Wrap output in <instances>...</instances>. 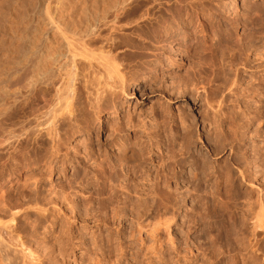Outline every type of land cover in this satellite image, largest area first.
I'll list each match as a JSON object with an SVG mask.
<instances>
[{
	"label": "bare ground",
	"instance_id": "bare-ground-1",
	"mask_svg": "<svg viewBox=\"0 0 264 264\" xmlns=\"http://www.w3.org/2000/svg\"><path fill=\"white\" fill-rule=\"evenodd\" d=\"M20 1H22V3ZM61 1L56 0L55 4L47 6L45 10L42 9L43 7H40L39 0H18V6L20 3L21 4L19 7L17 6L19 11V13H17V11L14 12V9L12 11L9 9L14 4L13 0H0V22L2 21L0 26L2 23L5 26L4 28L2 27V30L0 29V42L7 47V51L3 47L6 51V57L1 55V58H7L6 63L9 60L10 63L13 62L11 64V66H13L8 67L7 70L5 67L9 64L5 63L6 65L4 66L3 61H0L7 71L4 72L3 67L1 69L3 71H0V74L2 73L0 79L2 85L1 89L4 92L2 93L3 96H0V107L3 108L0 110V116L6 112L5 117H9L6 121L10 120L11 122V126H7L8 123L5 124V120L3 122L1 119L0 121V141L8 146L6 157L4 160L0 158V172L2 171L0 187L2 189L9 185L14 187L17 186L21 181L22 173L31 165L49 166L55 158L57 159L63 156L64 159H66L67 155H63L62 152L71 137L85 132V134L89 136V141L93 142L92 134L95 117L102 111L116 107L122 94L121 92H124L132 75L131 71H128L129 69L127 71L123 69L124 73L122 72L123 62L120 63V61H122L121 59L119 60L121 54L118 52L120 50L119 48L122 47L121 45L124 44L123 40H127L130 37L134 41V44L139 42L137 44L142 45V47L138 45L139 51L134 53L137 55L140 54L143 58V53L145 51L148 52V49L152 48L153 51H151L155 52L154 57L159 60L156 64H161L160 62L162 59L159 58L162 55L161 52L166 53L170 56L167 58L171 59L172 53L175 51L173 45L178 46L176 51L183 56V59L189 64V67L188 70H186V77H179L178 79L180 82L178 84L175 83L177 85L169 89L176 91L175 96L184 95L183 97L186 96L187 98L189 96L191 98L193 97V100H196L198 104H200L199 109H204L203 114L205 116V121L209 117V113L213 115V117L208 118H213L212 123H216L214 121L224 116V112L231 105L229 104L228 106L227 101L229 100L227 99L231 97V95L233 96L239 87L238 83L241 68L239 69L238 67L243 65V61L247 65V59L243 58V56H245V49H243L244 45H239V48L234 46L238 48L237 50L235 49V51L232 48L233 46L231 47L230 45V40L234 37L231 28L232 20H225L227 31L224 30V34L222 30L221 34H219L220 31L218 32L215 28L216 26L220 27V23L222 22L219 15L216 17L217 12L214 8L213 11H215V13L212 12V9H206V1ZM14 6L16 9L15 4ZM9 10L12 13L8 12ZM253 12L256 13L254 8H252L251 16ZM206 13L208 14L207 16L205 15ZM257 13L258 14L254 15H258L259 18L255 16L257 19L254 18L256 19L254 22L258 20L260 23L259 25L263 28L264 9H258ZM215 18L217 20H215ZM236 19L235 21L238 23V19ZM125 31H130V34L125 35ZM216 35L219 36V40L217 39V41L213 37ZM225 35L227 37L226 39L224 37ZM15 41L18 42L17 45L19 44L17 49H15L16 53H14L15 47L13 48V43H15ZM127 41L130 40L128 39ZM239 41H241V39L238 40V43ZM121 42L123 44H121ZM236 43L234 42V44ZM130 46L127 47L130 48ZM134 47L135 46H133V48ZM0 49L2 50L1 47ZM247 49H249V47ZM226 50L233 52V54L232 56L229 55L231 57L230 61L227 62L228 64H225L226 66L221 68V66H219L221 60L219 61V59L221 56L224 57L223 53L226 52ZM133 51L134 50H132L131 53ZM124 53L122 54L124 55ZM221 59L223 60V58ZM174 65L176 66V69L173 70L174 72H178L183 68V64L178 63V61L175 62ZM221 65L223 66V64ZM9 68H12L11 71ZM147 68L149 67L147 66ZM8 71L10 75L14 72V76H11V78L13 77V81L9 83L10 87L13 85L14 89L8 87L9 84L7 82H9L8 79L10 77L8 76ZM5 73H7V75ZM172 74L174 73L172 72ZM5 83L8 86L5 87ZM7 87L10 90L6 91V89H8ZM225 90L229 91V94ZM224 91L228 95L226 94L225 96L223 94ZM4 95H6V97ZM4 97L6 99H4ZM34 97H37V100L36 98L34 99ZM8 99L11 100L10 104H8ZM7 100L8 103H6ZM29 100H36L39 108L36 112L38 115H36L37 117L35 116L36 119L34 118V121L28 119L30 117H28V115L34 109L33 104L30 105ZM167 110L169 113V109ZM170 113H165L166 119L168 118V123L171 120ZM227 114L228 113H226V115ZM2 116H4V114ZM5 117L3 119H5ZM16 117L26 119L20 122L16 121ZM163 119L165 120V118ZM132 120L133 119H128L125 122L126 124L124 122L120 123L118 119V122L112 121L114 124L110 123L111 131L110 135L108 134V140L113 147L117 148V152H115L114 155H111L112 153L108 155L105 154V158L102 157L103 155H100V160L98 159L96 161V167L93 168V177L94 179L97 177L95 184V186L98 187L97 197H100L98 199V207H100L98 208V212L101 213L100 209H104L105 213L106 211H110L112 213V218H117V220L127 216L126 209L128 208L129 201H126V198L122 199L121 195L130 197L132 189H135L137 192V188H139L140 185H138L135 180H143L146 177H150L148 174L152 172V166H155V162L158 163V161H156L157 159H154L156 154H158H155L156 151L154 152L155 144L158 143L157 141L153 144V140L156 139V136H154L155 134L144 132L148 139V143L145 139L146 143L143 145L141 143V153L137 151L136 143H134L138 140L137 130L132 131V133H134L132 135L135 137L133 143L125 139L124 135H122L124 127H130L129 129L135 128L134 120ZM219 120L221 122L223 121L221 118ZM122 123H124L123 126ZM19 124L22 128L19 129L20 131L16 129V126L18 127ZM183 124L184 126L182 127L186 130L184 129V138H181H183L185 144L183 146L181 145V148L178 147V150H173L174 146L172 147L170 143H168L169 147L173 149L171 150L170 148L169 152H167L168 149L167 151L165 150L168 154L167 157L160 156L161 158L158 159L160 160L159 166L163 167L162 170L165 169L163 172H157L158 175L156 174V179L164 178V184L163 181L162 183L158 182L159 179L157 181L159 185H155V189L152 191L153 193L149 192L150 195H155L158 198L163 196L164 199H161V201L162 203L165 202V205L167 204L166 207L172 204L174 197L178 200L182 198L184 193L182 192L180 183L188 179L189 183L191 179L201 182L202 180H206L207 175L209 176L207 170L210 164H208L207 158L204 155L201 157L198 153L193 152L194 150L191 147L194 137H192V130L190 131L189 127L191 128L192 125L186 126L184 122ZM127 127L125 129H127ZM220 137L221 136H219L217 132L214 141L218 142ZM129 139L131 138L129 137ZM94 144L95 141L92 144L88 142L86 150L89 152L93 150L92 152H94ZM159 147L161 148V146ZM106 150L107 149H105V151ZM139 158H142V161L139 164H135ZM187 165L192 167L189 173H186ZM120 173L124 175L130 174L131 176L129 185H121V189L115 184V182L120 179ZM75 179L74 177V181ZM173 180L177 183L175 182V188L171 189L169 186L170 182ZM107 181L112 184L107 191L106 198L104 196L106 192L104 191ZM167 184H169V186H167ZM197 184L199 183L197 182ZM22 186V190L17 188L16 194L5 191L6 195L3 199H0V256L3 260L10 261L12 264H27L25 261L27 256L26 245L22 241L21 233L16 229L17 225L15 221L17 219V214L13 213L12 210L18 207L16 205L21 199H28L29 202H26V204L31 205L30 207L38 211L37 213L43 210L38 200L33 201V199H31L32 197L38 199L37 197L41 188L40 181L33 180L30 183V180H27L26 184ZM29 188L30 190H28ZM184 192H186V190H184ZM93 196L94 195L91 194L89 202L86 203L91 207L90 209L88 208L89 210L95 211L96 206ZM103 197L105 198L103 199ZM128 199L130 200V198ZM144 205L143 203L140 205L137 204V206L132 205V209L130 210L132 219L130 218V221L132 225L136 226L140 238H143L145 235V238H148L147 240L155 245L161 240L159 239L158 233L161 231L162 227L169 232L171 224H176L181 213H175L172 218H165L163 220L160 210H158L162 205H158V203H156V205L154 204L155 206H153L154 209L151 214L148 213L150 207L148 209L147 205L149 204H147L145 208ZM8 217H12V219L10 221H5L4 219ZM159 217L162 218L161 220L163 222L158 221L159 223L157 224L151 223L152 220ZM186 217H188L187 220L183 217V220L180 222L181 227L184 228L185 226L190 231L192 228L189 227V225L193 223V218L189 216ZM251 220L252 227L255 231L257 229L264 230V205H261L259 212L253 213ZM185 233H187V231H185ZM169 234L170 243L174 245L171 233ZM140 240H142V242L144 241V239ZM259 243L260 241L257 239L251 241L252 247L257 246ZM253 256L255 257L257 254H253Z\"/></svg>",
	"mask_w": 264,
	"mask_h": 264
},
{
	"label": "rangeland",
	"instance_id": "rangeland-1",
	"mask_svg": "<svg viewBox=\"0 0 264 264\" xmlns=\"http://www.w3.org/2000/svg\"><path fill=\"white\" fill-rule=\"evenodd\" d=\"M55 1L39 0V5L43 7L42 9L46 10L47 6L55 4ZM67 1L69 0L61 2ZM204 1L207 2L206 9H212L214 13L216 11V17L219 15L222 23H220V27L216 26L215 28L218 32L220 31L219 34H221L222 30L227 29L225 20H232L231 28L234 37L230 40V45L231 47L233 46L234 51L240 47L239 45H244L245 56L243 58L247 59V65L243 61L244 67L243 65L238 67L242 71H240L241 74L239 76V87L235 94L231 93L233 94V96L231 95L233 98L229 97L227 99L229 101L232 100L230 102L227 101L228 106L229 104L231 105L229 106L230 109L228 108L229 110L227 109V112H224L226 118L224 116L220 117L224 122H221L220 118H218V122L214 121L216 123H212L213 118L208 119L209 117H213L212 113L208 114L209 117L205 121L204 109H199L200 104L196 100H193V97L189 96L187 98L186 96L183 97L184 95L175 96L176 91L170 90L172 86H176L180 82L179 77H186V70L189 67L183 56L176 51L178 46L173 45L175 51L172 53L171 59L167 58L170 56L166 53L161 52L162 55L159 57L162 59V61L160 59L161 64H156L159 60L154 57L155 52H152V48L148 49V52L145 51L142 58L140 54L134 53L139 51L138 45L140 44H137L139 42H136V45L131 37L128 38L131 42L127 41L128 39H124V42L122 41L124 44L121 42L123 48L120 47L119 49L121 50L122 48V50L118 51L121 54L119 56V60H122L120 63L123 62L121 70L124 73V71L129 69L128 71H131L132 75L127 83L126 90L124 89V92H121L122 94L116 107L100 112L94 119L92 134L93 142L95 141L94 152H92L93 150L90 152L86 150L88 142L90 144L93 142L89 141V136L85 132H82L71 137L66 144L67 146L63 148L62 154L67 155L66 159L63 156L55 158L49 166L31 165L22 173L23 175L21 174L22 178L17 186L9 185L5 186L4 189L0 187V199H3L6 195L5 191L16 194L17 188L22 190V185L26 184L27 180H30V183L33 180L40 181L41 188L37 197L38 199L36 197L35 199L34 197L31 199L33 201L38 200L43 210L37 213L38 211L33 210L30 207L31 205L26 204V202H29L28 199H21L16 205L18 207L12 210L13 213L17 214L15 221L17 225L16 229L21 233L22 241L26 245L27 256L25 261L27 264H264V230L257 229L255 231L251 224L253 213L259 212L261 205H264V88H262L264 87V27L262 28L259 25L258 20L255 21L257 23L254 22L257 19L255 16L259 18L258 15H254L258 14L257 10L264 9V0ZM20 2L22 3V1ZM13 3L16 5V9L14 8V4L12 5L13 8L11 6L9 9L11 11L14 9V12L17 11L19 13L18 7L21 3L19 6L17 4L18 0L17 2L13 0ZM31 4L33 5L32 2ZM213 8L215 11H213ZM252 8H254L256 13L253 12L251 16ZM10 10L8 12L12 13ZM205 15L207 16L208 14L206 13ZM236 18L238 19V23L235 21ZM215 20L217 19L215 18ZM2 25L0 26L1 30L5 27L3 23ZM125 33V35H129L130 31H125ZM213 37L216 41L217 39L219 40V36ZM224 37L225 39L227 38L226 35ZM239 39L241 41L238 43ZM233 41L237 42L238 45L237 43L234 44ZM127 42L130 43L128 44ZM1 43L0 61H3L4 66L6 64L10 65H6L5 67L8 70V67L13 66H11L13 62L10 63L9 60V63H6L7 58L4 57H6L5 52L7 51V47ZM17 43L16 41L13 43V48L15 47L14 53H16L15 49L19 45ZM127 46H130L131 49ZM140 46L142 47V45ZM248 47L249 49H247ZM123 50L124 52L128 51L129 54L128 52L124 53ZM132 50L134 51L131 53ZM227 51L223 53L224 57L221 56L223 60L219 59V61L221 60L219 63L221 68H224L225 64H228L227 62L230 61V57L233 54V52L228 51V53ZM1 55L4 56L2 57L3 59ZM177 61L183 64V68L178 72H174L173 70L176 69L174 63ZM3 63L0 62V65H2L0 66V71H3L1 70L2 67L4 68ZM5 68L4 72L6 71ZM11 69L9 68L10 71ZM13 73L11 75L10 72L8 73V76H10L8 84L13 81V77L11 78V76H14ZM5 74L7 75V73ZM6 86L8 85L6 84ZM1 87L0 82V89ZM8 87H10V84ZM10 88H13V85ZM8 90L10 89H6V91ZM225 91L229 94V91ZM225 91L223 94L226 96L227 93ZM2 93L4 92L1 89L0 96H3ZM4 96L6 97V95ZM5 97L4 99H6ZM35 98L37 100V97ZM8 100L6 103H8ZM36 100H29L30 105L33 104L34 108L28 115V117L30 116L28 119L32 121L38 115L36 112L39 108ZM10 101L8 104H10ZM2 109L0 107V110ZM167 109H169V113L171 112V120L169 119L171 123H168V118L166 119L165 116V113L169 114ZM5 113H3L4 116H2L3 114L0 116V121L2 119L4 122V120L9 119V117H5ZM226 113L228 114L226 115ZM4 117L5 119H3ZM16 119V121L21 122L26 118L16 117ZM117 119L120 123H125L128 119L134 120L135 128L129 129L130 127L126 126L127 129H125L126 127H124L122 135L133 143L135 137L132 135L134 134L132 131H138V140L134 142L136 143L138 152L141 153V143L142 145L146 141L148 143L145 131L153 135L155 134L156 139L153 140V144L158 141L154 147L155 154L158 153L154 159L156 158L157 160H155L158 163L155 162V166H152V172L148 174L150 177H146L143 180H135L140 185L137 188L139 192L132 189L130 197L121 195V198H126V201H129V203L126 209L127 216L118 220L117 218H112L110 211H106L105 213L104 209H100L101 213L98 212V208H100L98 207V199L100 197H97L98 187L95 186L97 177L95 179L93 177V168L96 167V161L100 160V155H103L102 157L105 158V154L112 153L111 155H114L117 152V148L113 147L108 140V134L110 135L111 131L110 123L118 122ZM163 122L164 124L166 123L165 126ZM183 122L186 126L192 125L191 128L189 127L190 131L192 130V137H194L191 147L194 150L193 152L198 153L201 157L204 155L207 158L208 164H210L207 170L209 176L207 175L206 180H202L201 182L191 179L189 183L188 179L180 183L184 194L180 200L174 197L172 204L168 208L166 207L167 204L165 205V202L162 203L161 201V199H164L163 196L158 198L155 195H150V193H153L155 185H159L157 183H162L164 179L159 178V180L156 177L159 172H163L165 169L162 170L163 167L159 166L160 160L158 159L167 157L166 151L168 149L167 152H169L171 148L168 143H170V146H174V149L171 148V150H178V147L181 148L185 144L183 140V133H185V128L182 127L184 126ZM4 123H8L7 126H11L10 120ZM124 123H122V126ZM16 129L20 131L19 129H22L21 125L16 126ZM217 132L221 136L218 142L214 141ZM2 143L4 142L0 141V158L4 160L8 146ZM105 149L107 150L105 151ZM141 161L142 158H139L135 164H139ZM190 170H192V167L187 165L186 173H189ZM119 175L120 179L115 182L118 188L120 187L121 189V185L128 186L131 179L130 174L124 175L120 173ZM1 176L2 171L0 172ZM74 177L78 180L75 179L74 181ZM175 182L173 180L170 182V186L169 184L167 186L171 189L175 188L177 183ZM111 184V182H106V189L104 191L106 192L104 195L106 198ZM136 193L139 194L137 195ZM91 194L94 195L95 199V211L89 210L91 207L86 203L89 202ZM139 203L145 204L144 208L149 204L147 205L148 209L150 207L149 214L152 213L153 206L156 203L158 205L164 204L165 206L162 205L158 209L163 220L165 218H172L175 213H181L176 224H171L169 232L163 229V227L161 231L159 230L160 232L158 231L160 233H158L159 239L161 240L155 245L150 243L147 240L148 238H145V235L143 238H140L136 226L132 225L130 221L132 205L137 206V204L140 205ZM186 216L193 218L192 222L194 224L189 225L192 228L190 231L185 226L184 228L181 227L180 222L183 220V217L186 220L188 219ZM161 217L152 220L151 223L157 224L159 223L158 221L163 222ZM11 219L12 217H8L4 220L10 221ZM169 233H171L174 245L170 243ZM140 239H144V241L142 242ZM254 239H257L260 243L252 247L251 241ZM253 254H257V256L254 257ZM0 264L12 263L3 260L0 256Z\"/></svg>",
	"mask_w": 264,
	"mask_h": 264
}]
</instances>
